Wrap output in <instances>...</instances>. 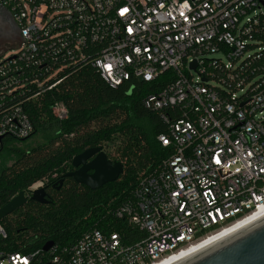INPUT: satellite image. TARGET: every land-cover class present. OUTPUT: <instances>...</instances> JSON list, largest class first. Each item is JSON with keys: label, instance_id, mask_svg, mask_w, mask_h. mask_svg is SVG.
<instances>
[{"label": "built area", "instance_id": "built-area-1", "mask_svg": "<svg viewBox=\"0 0 264 264\" xmlns=\"http://www.w3.org/2000/svg\"><path fill=\"white\" fill-rule=\"evenodd\" d=\"M0 6L18 29V40L6 47L11 54L0 51V140L31 131L21 107L4 108L3 101L30 83L50 89L60 60L88 62L112 87L173 76L143 99L166 125L156 138L167 154L110 212L120 229L92 227L71 245L21 252L8 250L0 224V264H155L255 212L264 215V43L252 36L264 25V0H0ZM52 110L59 120L67 117L60 102Z\"/></svg>", "mask_w": 264, "mask_h": 264}, {"label": "trees", "instance_id": "trees-1", "mask_svg": "<svg viewBox=\"0 0 264 264\" xmlns=\"http://www.w3.org/2000/svg\"><path fill=\"white\" fill-rule=\"evenodd\" d=\"M252 36L264 43V25ZM59 64L62 68L47 82L58 81L50 89L30 83L3 101L4 108L15 104L21 107L31 131L23 138L4 136L0 140V207L38 181L44 184L47 198L44 204L28 198L0 219L8 233L10 251L28 252L49 240L71 245L92 227L104 232L120 229L121 220L114 219L110 212L131 196L137 178L167 154L156 138L166 125L158 112L144 107L143 99L173 79L171 71L153 82L134 79L112 87L88 62L60 60ZM37 69L34 73L43 76ZM24 75L31 78V73L24 71ZM56 102L66 108L65 119L54 115ZM31 138V144L13 145ZM96 146L102 150L115 147L116 156L112 158L104 152L110 160L122 162L118 178L97 189L66 178L56 190L52 185L71 169L72 157Z\"/></svg>", "mask_w": 264, "mask_h": 264}, {"label": "water", "instance_id": "water-1", "mask_svg": "<svg viewBox=\"0 0 264 264\" xmlns=\"http://www.w3.org/2000/svg\"><path fill=\"white\" fill-rule=\"evenodd\" d=\"M194 67L193 62L191 68ZM138 81L142 82V78ZM70 164L73 170L63 176L90 189L116 180L123 171L122 162L110 160L101 146L86 148L74 155ZM55 184L58 189L62 179ZM28 198L42 204L47 202L44 187L21 190L0 207V219L25 204ZM52 245V241H46L41 249L47 251ZM173 264H264V215Z\"/></svg>", "mask_w": 264, "mask_h": 264}, {"label": "bare ground", "instance_id": "bare-ground-1", "mask_svg": "<svg viewBox=\"0 0 264 264\" xmlns=\"http://www.w3.org/2000/svg\"><path fill=\"white\" fill-rule=\"evenodd\" d=\"M262 213L260 212H255L251 215H249L248 217L234 223L233 225L221 230L220 232L208 237L207 239H205L204 241H201L200 243L196 244V245H192L190 247H188L185 250L180 251L177 254H174L168 258H165L159 262H156L155 264H173L176 261H179V259L184 258L185 256H188L194 252H196L197 250L201 249L202 247L210 244L211 242H214L215 240L229 235L231 233H233L234 231L238 230L239 228L245 226L246 224L256 220L257 218L261 217Z\"/></svg>", "mask_w": 264, "mask_h": 264}, {"label": "flooded vegetation", "instance_id": "flooded-vegetation-1", "mask_svg": "<svg viewBox=\"0 0 264 264\" xmlns=\"http://www.w3.org/2000/svg\"><path fill=\"white\" fill-rule=\"evenodd\" d=\"M18 38V29L16 27V24L11 16V14L9 13V11L6 8H3L0 6V43L4 44L8 41H16ZM13 42V43H14ZM73 170V167H71V169H68V171ZM91 172V171H89ZM66 178H70V177H64L61 176L59 177L57 180L62 179V184L63 181ZM62 184L60 186H62ZM52 186H57V184H54ZM41 187H44V184H41ZM59 189V188H58ZM57 190V189H56Z\"/></svg>", "mask_w": 264, "mask_h": 264}, {"label": "rangeland", "instance_id": "rangeland-1", "mask_svg": "<svg viewBox=\"0 0 264 264\" xmlns=\"http://www.w3.org/2000/svg\"><path fill=\"white\" fill-rule=\"evenodd\" d=\"M44 9H45V7L43 5L39 6L38 11H37V14H36V20H39V18L41 17V15L44 14ZM50 16H51V13H48L47 16H46V18L48 19ZM17 40H18V38H17ZM13 42L14 41H8V42H6L4 44H1L0 43V51L2 49H4V53H3V57L4 58L5 57H8V55L11 54L10 49L9 48H6V47H8L9 45L13 44ZM33 142H34V138H31V139L27 140L25 143H21V142L16 143L15 142V143H13V145H17L19 147L20 146L22 147L23 145H28V144H31ZM103 151L108 152L110 154L111 158L114 157V156H116L115 147H113V146L104 147V150ZM10 163H11V161L9 162V164Z\"/></svg>", "mask_w": 264, "mask_h": 264}, {"label": "snow or ice", "instance_id": "snow-or-ice-1", "mask_svg": "<svg viewBox=\"0 0 264 264\" xmlns=\"http://www.w3.org/2000/svg\"><path fill=\"white\" fill-rule=\"evenodd\" d=\"M126 11H127V9H121V10H120V14L123 15ZM181 15H183V13H181ZM128 31H129V33H131V32H132V29L129 28ZM126 59H127V57H126ZM104 67H105L106 69H110L112 66L106 64V65H104ZM165 142H166V141H165ZM212 159H213V162H215V163H217V164L221 163V160H220V159H217L216 156H213ZM237 171H239V170H237ZM181 187H183V185H181ZM172 195H173V196H176L177 193H172ZM257 199H259V197H257Z\"/></svg>", "mask_w": 264, "mask_h": 264}]
</instances>
